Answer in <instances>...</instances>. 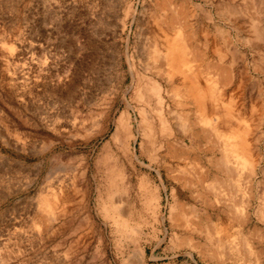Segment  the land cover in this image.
<instances>
[{
	"label": "rangeland",
	"instance_id": "rangeland-1",
	"mask_svg": "<svg viewBox=\"0 0 264 264\" xmlns=\"http://www.w3.org/2000/svg\"><path fill=\"white\" fill-rule=\"evenodd\" d=\"M188 1L196 38L200 28L207 26L217 43H222L217 27L229 30L232 25V37L227 41L231 48L219 44L225 57L220 61L212 53L210 61L229 64L226 52L232 49L236 53L237 47L251 60L252 45L243 40L248 24L242 4L236 8L231 0ZM256 2L264 26V0ZM161 15L153 0H0V264H218L214 260L196 263L188 253L196 259L197 253L174 236L184 229L168 220L173 194L186 196L185 210L203 212L213 221H227L235 229L239 224L232 205L238 204L240 214L249 220L246 229L256 226L264 233V220L257 216L264 210L261 172L251 185L245 172L230 178L211 166L221 184L207 188L196 184L191 193L189 188L182 189L177 178H187L200 166L182 164L169 154L175 165L181 164L167 173L151 162H161L158 147L168 132L157 140H143L137 126L143 101L127 87L132 83L131 73L155 76L146 66L150 60L147 45L158 35L156 24ZM238 25L241 36H237ZM262 31V39L257 38L264 45ZM239 63L244 66V60ZM258 65L264 68V62L258 61ZM248 70L253 72L250 66ZM253 79L247 92L256 96L262 91L264 104V88L259 90ZM150 100V107L160 105L152 95ZM127 104L132 107V120L138 121L129 125L127 137L120 131V139H116V122L120 113L129 110ZM170 104L174 113L166 115L164 108L159 116L153 112L155 119L173 123L175 133L186 139L178 131L179 124L194 120L197 109L192 104ZM260 106L264 114V105ZM261 107L254 109L252 121L262 133ZM244 125L245 119L238 120L235 127L242 130ZM263 144L264 134L256 148L261 151ZM205 147L200 139V161L220 158L218 150ZM141 149L147 151L141 153ZM140 176L152 182L157 198L153 207L146 206L138 188ZM200 192L209 195L207 204ZM193 195L196 200L191 199ZM189 220L192 224L194 218ZM228 235L227 244L221 247L223 255L229 247H236V252L240 249V234L230 231ZM259 247L264 249V243ZM260 258L264 264V255ZM225 264L240 261L235 256Z\"/></svg>",
	"mask_w": 264,
	"mask_h": 264
},
{
	"label": "bare ground",
	"instance_id": "bare-ground-1",
	"mask_svg": "<svg viewBox=\"0 0 264 264\" xmlns=\"http://www.w3.org/2000/svg\"><path fill=\"white\" fill-rule=\"evenodd\" d=\"M153 1L162 15L160 22L156 24L159 27L158 35L153 36L149 43L150 45H147V48L149 46L148 55L150 60L146 66L155 73V76L137 75V72L136 76H134L131 73L132 83L128 85L127 91L131 87V93L135 94L137 92V96L143 101L141 106L138 107L140 120H132L133 117L129 113L132 107L127 104L129 110L125 111V113H120V117L118 120L116 119L118 122H116L117 127L114 137L120 139L118 137L120 131H124L123 134L126 135L129 132V125H133L136 121L139 122L137 125L139 126L138 133L143 140H157L158 136H163L165 131H167L168 137L165 136V139H162L158 147L162 150L161 162H154L153 159L151 162L162 167L167 173L176 171L179 169L178 165L181 164L175 165L173 159L170 156L168 157L169 154L177 158L182 164L194 165L195 167L200 166L198 172H191L187 178H177L180 181V185H182V189L189 188L191 193H193L191 188H196V184H201L206 188L210 184L212 186L215 183L221 184L220 175L215 174L213 176L211 166L216 168L217 173H223L230 178H234V176H239L241 172H245L246 182L251 185L254 183L253 177L261 172L263 177L259 181L260 184H263L261 181H264V144L261 147V151L256 147L258 142H262L264 131L261 133L260 127H255L254 119L252 121L254 109L261 107L260 105H264L261 103L263 100L260 99L262 91L258 92L256 96H253V92L251 91L247 92L248 84L253 78H256L253 80H255L256 86L260 88L259 90L264 88V77L263 79L260 78L261 72H264V68L258 65V61L264 62V45L261 42L263 37L262 30H264L262 27L264 26L261 25L262 17L259 14L258 1L241 0V3L237 4L234 0H231L232 6L235 5L236 8L241 4L243 6L242 14H245L242 15L239 9V13H237L244 16L248 24L246 28L247 36L243 37V40L247 42V45H252L249 49L252 58L248 60L247 52L237 47L236 53L232 52V49H230V53L226 52V55L230 54L231 59L229 64H224L223 61L221 63L212 62L209 59V55L217 53L216 57H219L220 61L223 60L225 55L219 44H224V46L227 45L231 48V43L227 41L232 37L231 31H229L232 25H229V30L217 27L222 43H217L207 26L200 28V31H198L199 38H196L192 30L193 9L188 0ZM129 9H132L131 4ZM238 29H236L237 36H241L239 25ZM252 36L255 39L250 38ZM204 59L208 61L202 66L201 62ZM240 60H244V66L240 65ZM234 62H237L238 66H234ZM248 66L252 68L253 72L248 70ZM259 68H262L261 72L257 74V77H254ZM231 86H233V89H231ZM151 95L158 100L157 103L160 104L158 107H150L152 105L150 104ZM256 99H259L260 102H257ZM166 103L168 104L167 106ZM170 103L173 105L177 104V106L183 103L186 105L192 104L197 109L196 116L193 117L194 120L187 124H179L178 131L182 132V134L184 133L186 139L180 138L175 133L176 130L173 123H165L160 119L158 121L155 119L156 115L153 112H156L158 115L160 110L164 108L166 115L174 113ZM260 111V115H262V107ZM244 119L245 125L242 130H239L235 127L236 123H238V120L243 121ZM251 137L252 143H250ZM221 138H224L226 141L221 143ZM200 139L206 142L205 148L207 150H218L221 155L220 158L213 156L216 159L214 162L208 157L205 158V161H200L197 157V149H201ZM177 141L180 143L177 144ZM141 150H143L141 153H144L145 149ZM175 154L177 156H174ZM136 160L142 165L144 164L140 158ZM119 173L121 174V171ZM157 176L160 178V183L163 186L164 180L159 173ZM151 183L147 176H140L137 181L138 188L145 196L147 207L155 205L157 201L155 191L151 188ZM109 192H107V195ZM110 195L112 196L111 193ZM200 196L204 203L209 199V195H205L204 192H200ZM172 197V201H174L172 205H174L170 207L168 220L172 223V226L184 229L182 230L184 232L180 234L178 232V235L174 236L178 238L181 244L191 247L197 253V259L194 254L188 253L193 261L196 263L200 261L210 263L214 260L218 264H225L227 259L232 260L235 256H238L240 264H263L260 257L264 255V249L259 247L260 243H264L263 229L256 226L252 230L246 229V224L249 220L248 217L245 219L240 214L239 207H237L238 204L235 205L233 203L232 205L234 208L233 214L235 213L239 224L238 228L235 229L227 221L222 222L220 219L213 221L211 216L203 212L185 210L186 204H188L186 196L181 198L173 194ZM191 199L196 200L197 198L193 195ZM109 201L111 202V199ZM112 203H116V201L113 200ZM46 208L49 209V206L47 205ZM122 213L121 215L128 214L126 212L125 214L124 212ZM152 213L154 217L159 218L157 212L153 211ZM117 214L120 215L118 209ZM247 215H249L248 211ZM258 215L264 220V210L261 211L260 209L257 213ZM190 217L194 218L192 224H190ZM190 225L192 228L188 230ZM217 231L220 233L219 236H217ZM230 231L240 234V241L238 242L240 249L236 252L233 250L236 247H229L227 255H223L225 250L221 247L227 244L226 241H228ZM255 240L261 242L258 243ZM220 248L222 250H219ZM223 256L226 258H223ZM137 263L139 262L137 261Z\"/></svg>",
	"mask_w": 264,
	"mask_h": 264
}]
</instances>
